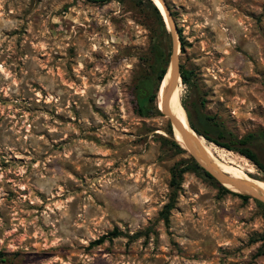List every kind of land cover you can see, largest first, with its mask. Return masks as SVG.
Returning a JSON list of instances; mask_svg holds the SVG:
<instances>
[{
  "label": "rangeland",
  "instance_id": "rangeland-1",
  "mask_svg": "<svg viewBox=\"0 0 264 264\" xmlns=\"http://www.w3.org/2000/svg\"><path fill=\"white\" fill-rule=\"evenodd\" d=\"M152 3L165 33L149 0H0V264H264L262 202L214 178L188 169L159 216L172 168L196 161L159 110L152 47L169 62L173 40ZM165 4L188 122L252 134L264 165V0Z\"/></svg>",
  "mask_w": 264,
  "mask_h": 264
},
{
  "label": "trees",
  "instance_id": "trees-1",
  "mask_svg": "<svg viewBox=\"0 0 264 264\" xmlns=\"http://www.w3.org/2000/svg\"><path fill=\"white\" fill-rule=\"evenodd\" d=\"M92 1H105V0H92ZM149 3L152 7L153 12L155 13L157 17L158 25L160 27L161 33L163 32L165 33L166 32L165 23H164V20H163V17L160 11L158 10L157 6L154 3H152V0H149ZM160 35L157 37V39L153 43V47H152L153 62L151 65V69H152V72L156 74L157 84L160 83L159 86L161 87L162 81L165 77L166 68H167L168 55L165 54L164 46L161 42ZM180 47L181 49H183L184 47V41L182 39L180 42ZM188 74H189V71L183 70L182 67L180 66L179 75L181 76V80L184 83L188 81ZM145 83H147V81L141 82V85L143 87H142V92L140 94L143 95V99L146 97L148 98V94L146 92L149 91ZM160 87H159V90H160ZM139 95H138V99H139ZM153 96L154 94L150 93L149 99H152ZM139 111L143 112V106L141 103L139 104ZM198 122L200 123L201 128H199L191 120H189V125L198 135L203 136L208 141H211L219 146L225 147L229 150H235L245 155L250 160H252L254 163H256L264 171V165L258 161L254 151L250 147V139L252 138V134L238 138L233 133L226 131L220 124L212 122V118L203 113L198 114ZM210 133H213L215 137L211 136ZM262 136L264 137V131L262 132ZM170 143L173 146H175L179 151H183L175 141H170ZM190 160H191L190 162L191 164L189 166L188 165L179 166L176 164L171 170L170 187L172 190V195H171L170 200L164 204L162 210L159 213L160 218L163 219L164 222H168L170 211L174 207L176 190L180 185V180L184 172H186L188 169H191L192 171H197L199 173H202L204 176L208 177L210 180L215 182L213 177L208 172L202 170V168L198 164H196L192 159ZM219 187L221 188V190L225 192H230V190H228L227 188L223 186H219ZM238 195L244 200H247L248 198H250V196L248 195H244V194H238ZM259 205L261 206L262 217L264 220V204L259 203ZM119 234L120 232H118L117 229H114L109 234V236L103 235L95 243L100 244L104 241L106 237H110V236L115 237V236H118Z\"/></svg>",
  "mask_w": 264,
  "mask_h": 264
},
{
  "label": "bare ground",
  "instance_id": "bare-ground-1",
  "mask_svg": "<svg viewBox=\"0 0 264 264\" xmlns=\"http://www.w3.org/2000/svg\"><path fill=\"white\" fill-rule=\"evenodd\" d=\"M156 2L160 5L161 12L166 19V12L164 10L163 4L159 0H156ZM169 77H170V71L168 69L166 74H165V77L162 81L160 90H159V103L161 106L164 103V88L168 82ZM178 81H179V77L177 76L176 77V86L173 89V91L171 92V94L167 100V107H168L169 111L171 112V114H173V116L179 121V124L184 129V131L188 133L189 142L192 146V149L196 153L200 154V156L202 155V157L205 158L208 162H210L219 172L226 174L227 176L231 177L232 179H235L240 184H242L244 186V188H246L248 191L253 192L255 194H258L261 198L264 199V181L263 180L256 179V178L250 176L249 174L244 173V171L239 170L237 167L242 166V165L240 166L241 162H240V164L237 163V161L235 160L236 158L233 159V158L228 157V156L226 157L224 155V153L219 154L217 152V150L209 144V141L206 138H204L201 135H198L191 128V126L189 125L188 119L186 117V114H185V112H184V110H183V108L179 102V84H178ZM180 92H181V90H180ZM175 132L177 135V140L183 146L181 144L180 145L182 147L188 149V147L186 145L185 138L182 136L180 130L176 126H175ZM226 186L232 190H237L236 187H234L228 183H226Z\"/></svg>",
  "mask_w": 264,
  "mask_h": 264
},
{
  "label": "water",
  "instance_id": "water-1",
  "mask_svg": "<svg viewBox=\"0 0 264 264\" xmlns=\"http://www.w3.org/2000/svg\"><path fill=\"white\" fill-rule=\"evenodd\" d=\"M163 6H164V10L166 12V22L168 24V27L170 29L171 32V36H172V40H173V47H172V52H171V56L166 68V72L169 69L170 71V77L168 79V82L164 88V103L162 105V108L159 110L162 111V113L168 117V119L170 120L171 124H174L181 132L182 136L185 138L186 140V145L188 147L184 148L182 147L176 140V142L179 144V146L185 150H187L190 155L193 157V159L196 161V163L202 167L206 172H208L218 183H220L223 187L233 191V192H237L240 194H244V195H248L252 198H255L259 201H261L264 204V199L261 198L258 194H255L253 192L248 191L246 188H244V186L242 184H240L238 181H236L235 179H232L231 177L227 176L224 173L219 172L210 162H208L205 158L202 157V155L200 156V154L196 153L193 149L192 146L189 142V135L187 132L184 131V129L181 127V125L179 124V121L173 116V114H171V112L169 111L168 107H167V100L168 97L170 96L171 92L173 91V89L176 86V77L178 76L180 79V75H179V70H178V48H180L178 46V43L176 41L175 35H174V24L171 20L170 14L168 12L167 6L165 4V0H159ZM165 72V74H166ZM226 183L236 187L237 190H232L230 188H228L226 186Z\"/></svg>",
  "mask_w": 264,
  "mask_h": 264
}]
</instances>
